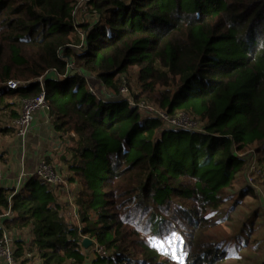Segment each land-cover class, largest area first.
I'll return each instance as SVG.
<instances>
[{
  "label": "trees",
  "instance_id": "obj_1",
  "mask_svg": "<svg viewBox=\"0 0 264 264\" xmlns=\"http://www.w3.org/2000/svg\"><path fill=\"white\" fill-rule=\"evenodd\" d=\"M79 1L0 0V139L16 137L22 101L42 92L43 78L54 136L70 141L61 160L80 185L77 226L39 177L17 193L0 181V216L11 208L3 224L15 235L16 261L226 264L257 250L253 221L231 241L235 253L210 232L244 170L240 154L257 146L264 165V0H90L80 19ZM134 68L138 92L126 85L136 105L89 91L93 76L118 96ZM10 81L24 84L11 89ZM144 101L189 113L202 131L166 126L143 113ZM6 156L0 151V162ZM24 228L32 231L28 244L18 236ZM172 234L182 240V263L152 245ZM86 238L107 255L90 262Z\"/></svg>",
  "mask_w": 264,
  "mask_h": 264
},
{
  "label": "rangeland",
  "instance_id": "obj_2",
  "mask_svg": "<svg viewBox=\"0 0 264 264\" xmlns=\"http://www.w3.org/2000/svg\"><path fill=\"white\" fill-rule=\"evenodd\" d=\"M82 15H79V19L83 18ZM88 20H91V17H88ZM137 69L134 68L130 71L128 76H125L126 82L128 81L132 92H138L137 78H136ZM94 86L96 87L95 83ZM129 87V86H128ZM90 89V88H89ZM130 91V90H129ZM131 92V91H130ZM96 93L98 96L103 98H108L111 95H114V91L108 86L103 85V87H96ZM129 100L134 102L132 95L129 93ZM151 109L158 110L160 109L158 105L154 102L144 101ZM21 111V109H20ZM143 113L146 112L143 110ZM74 135V134H73ZM14 137H4L0 139V151L5 150L6 145L11 146ZM55 142L52 144L55 146L50 150L53 151V159L51 165H54L57 168L60 176L63 179V184L60 185L57 189V196L60 199V203L63 207V213L67 216L68 220L77 226H81V220L77 214V207L74 205L75 198L78 196L80 191V185L78 182H70V174L68 171V166L62 162V156H67L66 145L64 143L70 142L67 139H59L55 136ZM67 143V145H68ZM55 149V150H54ZM258 147H253L251 150L246 153H241V157H249L247 160L244 170L239 173L234 181L233 186L227 190L225 196V204L223 205L220 212L217 213V219L221 223L219 226L211 230V236L216 240L223 243L224 249L230 253H235V243L231 242L241 233L243 226L249 222L253 221L252 228L253 235L250 240H253L254 237L261 239L262 242L257 244L258 249L252 250L246 253L245 256L238 259L235 256L230 257L226 264H262L264 263V165L259 163V160L262 157V154L257 153ZM253 156L251 158L250 156ZM16 160L19 155H16ZM48 160V157L46 158ZM34 160L29 161L28 163H33ZM2 162V161H1ZM48 162V161H47ZM6 164V163H4ZM28 166V165H27ZM98 180L96 181V186L99 187L101 183L102 175L104 174V166L101 163V168L97 172ZM252 179V182L249 179ZM252 188L255 190L256 196L248 195L247 190ZM101 198L99 197L98 203L101 204ZM67 206V209H66ZM251 224V223H250ZM21 235L25 243H29L33 238L32 231L30 228H24L18 230V236ZM152 245L163 255L167 256L170 259L182 263L185 259V254L183 252V243L179 235L172 234L163 239H152ZM95 245L93 248L87 250L91 259L96 257ZM101 247V246H100ZM167 252V254H165ZM28 258H31V255H27ZM41 260L36 258L33 260V264H39ZM89 263V262H88ZM17 264H20V261H17ZM91 264V263H89Z\"/></svg>",
  "mask_w": 264,
  "mask_h": 264
},
{
  "label": "built area",
  "instance_id": "obj_3",
  "mask_svg": "<svg viewBox=\"0 0 264 264\" xmlns=\"http://www.w3.org/2000/svg\"><path fill=\"white\" fill-rule=\"evenodd\" d=\"M90 0H80L75 11L74 16L78 18L79 15L84 14L87 11V4ZM77 50L81 48V46L76 47ZM69 66L72 70H76L74 64L69 62ZM77 71V70H76ZM78 72V71H77ZM89 81V91L92 95L96 96L100 99H110L114 97H119L122 99H127L131 105H136L134 102L129 100V88L126 85L125 77H123V85L120 87L119 95L114 96L111 95L108 98H103L102 96H98L96 93V87H103V85L96 81L93 76L87 77ZM39 81L42 84V92L31 99H26L22 101L20 116L14 122L15 128L17 130L16 140L19 142V158H20V166L21 170L16 178L15 185V193L19 192V190L26 185V183L32 177H39L51 187L56 189L63 184V179L60 176L57 168L54 165H51L47 162V156H40L36 158L33 163L30 164L29 167L26 166L27 163V152L29 148V143L31 139V135L34 130L35 125V117L38 112H42L43 116L49 121V105L46 100V92L43 84V78H40ZM94 83L96 87L94 86ZM24 83L20 81H10L8 82V86L11 89H15L19 86H22ZM137 106L143 111H145L146 115L151 116L152 118H157L161 120L166 126L177 129V130H185V131H202L201 123L193 118L187 112H179L176 115H170L166 111L161 109L153 110L151 109L145 102L139 103ZM253 158V156H250ZM249 160V157H245ZM4 179V172L2 168H0V181ZM252 182V179H249ZM12 211L11 208L0 216V229L3 232L2 237L0 238V264H17L15 258V250H16V238L15 235L10 233L3 224V219L11 217ZM17 233V232H16ZM17 235V234H16ZM96 255L106 256L107 253L103 247L96 246Z\"/></svg>",
  "mask_w": 264,
  "mask_h": 264
},
{
  "label": "crops",
  "instance_id": "obj_4",
  "mask_svg": "<svg viewBox=\"0 0 264 264\" xmlns=\"http://www.w3.org/2000/svg\"><path fill=\"white\" fill-rule=\"evenodd\" d=\"M52 127L49 124V121L43 116L42 112L37 113V120L34 125V130L31 135L29 148L27 152V163L26 166L29 167L31 163L29 161L35 160L40 156H47L53 159V151L50 149L55 146L52 143L55 142V136ZM19 142L14 137L12 145H6L5 151L7 152V163L4 164L0 162V168L4 172L5 181L16 183L17 175L21 170L20 158L16 160V155H19ZM55 150V149H54ZM20 156V155H19Z\"/></svg>",
  "mask_w": 264,
  "mask_h": 264
},
{
  "label": "water",
  "instance_id": "obj_5",
  "mask_svg": "<svg viewBox=\"0 0 264 264\" xmlns=\"http://www.w3.org/2000/svg\"><path fill=\"white\" fill-rule=\"evenodd\" d=\"M91 245H92V241H91L90 239L86 238V239L84 240V242H83V247H84L85 249H89V248L91 247Z\"/></svg>",
  "mask_w": 264,
  "mask_h": 264
},
{
  "label": "snow or ice",
  "instance_id": "obj_6",
  "mask_svg": "<svg viewBox=\"0 0 264 264\" xmlns=\"http://www.w3.org/2000/svg\"><path fill=\"white\" fill-rule=\"evenodd\" d=\"M165 254H167V252H165Z\"/></svg>",
  "mask_w": 264,
  "mask_h": 264
}]
</instances>
